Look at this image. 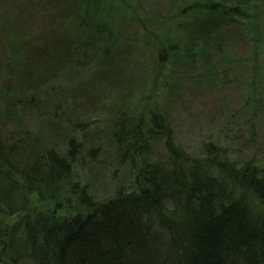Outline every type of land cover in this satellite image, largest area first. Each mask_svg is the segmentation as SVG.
<instances>
[{
    "label": "trees",
    "instance_id": "trees-1",
    "mask_svg": "<svg viewBox=\"0 0 264 264\" xmlns=\"http://www.w3.org/2000/svg\"><path fill=\"white\" fill-rule=\"evenodd\" d=\"M56 1L46 0L32 13L15 14L14 21L0 26L6 37L1 50L12 54L5 62L12 83L2 88L11 97L2 98L12 130L9 139L0 132V199L5 194L11 205L20 203L9 212L19 214L8 224L10 230L0 219V264H264V166L255 160L242 166L221 162L220 152L210 154L207 164H188L172 140L166 143L167 162L148 165L144 160L143 168L135 171L137 189L95 201L84 186L75 202L59 199L61 209L74 213L71 217L30 208V193L38 191L48 198L49 188L57 185L59 198L64 189L76 190L83 183L76 180L77 169L93 175L108 161L101 128L85 120L73 123L70 105L54 101L53 95L36 100L41 92L37 89L47 85L58 67L72 61L83 68L89 55L99 52L87 30L80 34L75 26H63L83 0H66L65 9L52 13ZM243 1L228 5L226 0H210L199 11L207 17L224 15L232 22L249 16L247 5L254 0L240 4ZM198 5L187 3L181 12L193 15ZM206 25L210 30L204 43L191 46V54L211 52L217 24ZM123 47L127 52L130 46ZM0 60L1 66L5 60ZM29 60L34 62L32 69ZM17 84L22 92H31L33 102L18 97ZM109 110L110 121L98 122L113 125L115 154L125 159L134 145L148 150L142 147V125L133 127L128 114L115 107ZM178 162L183 164L177 166ZM3 204L8 203L1 200ZM16 237H23L19 246Z\"/></svg>",
    "mask_w": 264,
    "mask_h": 264
},
{
    "label": "rangeland",
    "instance_id": "rangeland-1",
    "mask_svg": "<svg viewBox=\"0 0 264 264\" xmlns=\"http://www.w3.org/2000/svg\"><path fill=\"white\" fill-rule=\"evenodd\" d=\"M44 1L0 0V26L5 20L14 21L15 14L32 13ZM67 1H56L57 9H52V13L65 9L63 4ZM193 1L200 4L195 14L181 12L184 5ZM208 1L83 0L82 6L62 24L65 30L75 26L80 34L87 30L92 42L95 39L93 49L98 48L99 52L95 57L89 55L92 58L83 68L72 61L58 67L57 73L46 79L47 85L37 89L41 94L36 100L53 95L54 101L67 108L70 105L73 123L85 120L90 127L101 128L104 157L108 161L93 175L85 168L77 169L76 180L83 183L76 190L64 189L59 198L57 185L49 188L48 198L38 191L30 193L31 209L71 217L74 213L61 209L59 199L75 202L84 186L95 201L137 189L138 167L170 159L167 140L176 143L188 164L192 161L207 164L210 154L220 152L221 162L242 166L255 160L264 166V0L248 4L249 16L232 22L224 15L202 14L201 5ZM226 1L232 5L238 0ZM49 13L50 10L45 16ZM208 23L214 27L217 24L212 30L215 38L210 44L211 52L191 54V46L204 43V35L210 30ZM5 38L0 33V45ZM125 45L130 46L127 52ZM1 47L0 58L5 61L0 66V132L4 139H9L12 126L5 116L2 97H11L2 88L12 83L5 66L6 58L12 54ZM28 65L32 69L34 62L29 60ZM18 86L15 85L18 97L33 102L31 92L27 89L22 92ZM22 104L26 105V101ZM114 107L133 119V127L142 125V147L148 150L134 145L125 159H121L118 151L115 154L118 141L113 125L99 126L98 122L110 121L109 109ZM29 109L28 105L26 111ZM181 164L178 162L177 166ZM1 200L8 204L1 205ZM19 205L7 202L5 194L0 199V219L8 222L5 225L8 230V224L19 217L18 212H9ZM14 239L18 246L23 241V237Z\"/></svg>",
    "mask_w": 264,
    "mask_h": 264
}]
</instances>
